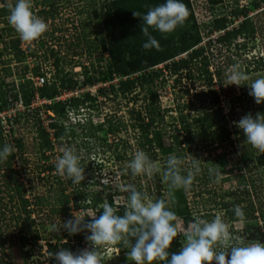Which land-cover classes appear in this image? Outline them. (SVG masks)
Listing matches in <instances>:
<instances>
[{"label": "rangeland", "instance_id": "1", "mask_svg": "<svg viewBox=\"0 0 264 264\" xmlns=\"http://www.w3.org/2000/svg\"><path fill=\"white\" fill-rule=\"evenodd\" d=\"M14 1L5 0L3 2L0 0V54L2 60L8 59V66L12 72L17 74L18 71L23 70L24 66L31 70L37 64L42 66L43 54L49 53V47L47 46L51 45L54 50L59 49L58 45H54L53 41H49L52 32L53 36L57 38L56 44H59L60 50L67 51L69 54L65 61L70 60L72 64H74L73 61L80 62V66L72 68L73 73L81 72L83 66L91 72L92 76L98 75L99 70H104L106 62L103 60L100 63L98 62V57L103 56L100 54L102 52V50H99L100 47L97 50H92L91 53H83V55H77L74 58H71V55L74 52L79 53V47L76 48L74 45V39L80 32L94 31L95 36L90 35L89 39L92 40L93 45L99 44V40L105 33L103 28L104 9L107 10L110 0H55L53 6L55 8L54 17L47 20L43 19L48 25L47 31L39 39L31 42L22 41L7 21L8 6L13 4ZM40 1L43 0H32V7L35 6L34 10L42 8ZM191 2L194 8V16L200 24L202 33L210 29L209 24L213 18L226 16L229 20L227 23L228 30L241 23L240 16L234 18L230 14L235 0H222V3L213 9L207 7L205 0H191ZM241 5L248 8V16L254 27L253 35L237 37L228 46L212 47V51H210L212 52V56H210L212 68H210V71L215 66H220L223 69L222 86L218 87L214 84L212 87L219 95L223 113L228 114L231 103L235 105L234 109L231 110L233 113L232 118L228 116L227 128L230 131L228 139H219L217 133L211 129L204 142L194 140L192 145L196 144L195 148L189 149L186 145H181L164 154L162 148L155 145L153 150L156 158L150 161L158 166L159 171H154L148 175L133 176L127 165L139 148L135 145L137 139H135L131 127L133 120L128 112L133 109L134 111L140 110L143 114V107L151 106L149 104L151 101L150 93L137 86L125 98H122V96L114 97L112 94L104 92V94L97 96V106L94 110L83 111V116L91 118L94 120L93 122H103L109 119L113 126L118 127L117 131L105 134L106 144L103 145H100V142L94 138L83 140L80 137L57 142L53 140L52 134L49 133L53 148L50 151H41L36 131V124L41 120L37 121L33 109L16 110L15 121L8 123V126L3 123L4 141L12 147L11 154L14 153L11 161V167L15 170L13 175L18 182H22L24 185V197L30 202L26 208L31 212L33 224L29 228L32 231L25 228L24 231L19 232L17 226L21 220L17 223L14 216L18 214L21 219L23 218V214L20 213V202L13 189L9 193L4 191L3 184L7 182L12 173L6 166L7 159L0 161V212L4 214L3 220L0 219L4 239L3 249L0 250L1 264H47V254L43 251L45 242L49 240V242L55 243L54 234L57 232L56 226L59 223L72 218V214L84 215L85 213L95 212L99 216L102 211H97V209L100 206L102 207L104 203H108L109 197L116 209V214L123 215L129 196V192L125 188L130 184L153 201L157 198V192L167 204L174 197L177 198L180 195L185 197L188 213L185 210L186 213L177 216V221H175L178 232L176 239L180 242V248L186 242L183 233L187 230V225L196 216L210 221L216 215H221L233 237L245 244L255 241L264 242V165H258L256 160V157L263 153L247 142L243 133L235 124L245 114L264 113V103L256 104L254 102V98L248 94L249 86L247 85H224L227 83L228 71L234 66L249 77V80L245 83H250L264 76V6L255 5L254 0H239L238 6ZM44 10L49 9L45 7ZM220 33L218 31L212 32L210 38H215ZM11 38H19L21 48H25L26 51L28 45L30 50L26 55L33 51L36 54L35 59L29 56L27 59L22 56L20 61L12 59L11 51L5 49ZM205 41L206 39L203 40V43ZM71 42L73 45H71ZM45 50L46 52L43 53ZM121 55H129V53L121 50ZM106 56L107 54L104 55V57ZM259 61L262 65L256 66V62ZM1 66L0 76L4 73ZM162 67L163 64H159L154 69ZM76 78H82L81 73L76 75ZM11 79H15V77L5 78L4 81L8 83ZM162 79L154 80V86L151 87L158 95V112L155 113L153 128L155 131H161V141L165 147H168L171 143L170 134L173 133V126L176 124L175 108L177 104L192 102L193 106L188 111L191 117L199 115L197 112L202 109L206 111L210 109L207 104L201 106L194 97L195 92L205 91L206 89L202 78L200 80L193 78L191 81L181 79L178 84L174 83L173 77H162ZM99 86L102 87V85H95V87L80 88H83V92L89 91L93 94ZM39 104L40 102H36L34 108L38 107ZM40 117L45 129L51 132L47 127V119L45 120L47 117L42 109L40 110ZM197 124L199 123L191 120V127L199 130L200 125ZM105 127H107L106 124ZM74 129L76 132H80L79 128ZM97 135L102 137L104 134L98 132ZM212 140H214V144L206 148L205 146L210 144ZM16 143L22 145L21 153L15 148ZM66 147L75 149L80 157V165L84 169L85 178L77 189L73 186L75 184L70 185L68 183L66 176H61L55 171L43 172V168L55 164L56 159L62 155ZM150 151H144L149 159L151 158ZM169 155H175L180 159L182 175H186L190 170L191 161L199 158L201 171L194 177L189 190L185 191L181 188L174 190L171 194L169 193V189H167L162 178V168ZM210 169L214 171L210 172ZM10 186H13V183ZM76 193L86 203L94 195H99L103 201L98 206L89 207L85 211L75 210L72 207L71 200ZM11 194L12 198L10 200L9 196ZM66 198L69 199L70 217H67L61 211L51 212V209H60ZM179 200L182 201L181 198ZM222 204L226 205L223 206ZM235 206H240L243 209L245 213L243 220L234 215ZM34 230L37 232L39 239L36 243L32 241L31 233ZM58 232L60 234L65 233L63 229ZM59 244L60 242L57 244L58 250L60 249ZM40 245L41 248L38 247ZM81 247L82 249L90 247L85 238L81 242ZM122 248L121 251L117 245L99 247L97 252L102 258V264H134V262L127 259L128 249ZM217 250L221 249L217 248ZM228 251L230 253L231 249L229 248ZM213 262L215 264V261ZM153 264H157V262H153Z\"/></svg>", "mask_w": 264, "mask_h": 264}, {"label": "trees", "instance_id": "2", "mask_svg": "<svg viewBox=\"0 0 264 264\" xmlns=\"http://www.w3.org/2000/svg\"><path fill=\"white\" fill-rule=\"evenodd\" d=\"M5 2V0H2ZM255 5H263L264 0H254ZM165 0H110L107 10L104 9L103 14V28L105 33L103 37L99 40V44L93 45L92 40L89 39L90 35H94V31L80 32V34L75 36V47H79V53L71 55L74 58L77 55H83V53H91L92 50H102L101 55L98 57V62L102 60L106 62L105 68L102 71H98V75L92 76L89 70L83 66L81 72H72V68L75 66H80V62L66 60L69 56L67 51L62 52L54 50L50 45L48 52L52 58V65L54 67V80L50 83H45L43 86L37 88L38 97L40 99L50 100L49 103L42 104L39 107L33 108L34 115L37 121L40 119V110L42 109L48 120L47 127L51 130L54 141H67L74 139L75 137H80L83 140L94 138L100 145L106 144L105 134H111L113 131H117L118 127L113 126L111 121L107 119L103 122H93L91 118L84 117L82 122H76L75 125L64 124L63 120L67 116V111L72 110L73 113L80 114V110H94L97 106V96L107 92L112 94L114 97L122 96V98L127 97L134 87H139L145 90V92L150 93V105L143 107V114L140 110L134 111L129 110V116L133 120L132 130L134 132V137L136 140L137 148L142 151H150V160L153 161L156 158L153 148H162L164 154L173 151L174 147H180L181 145H186L187 148H195L194 140L198 142H204L208 136L209 130L213 129L217 133L219 139H228L230 131L227 128L228 116L232 118L231 110L234 109V104H230V111L228 114L223 113L220 106V98L218 93L212 89L213 85L216 84L218 87L222 86L223 69L220 66H215L212 71V64L210 61V56H212V47H222L228 46L232 40L237 37H248L252 36L254 33V27L252 20L248 16V8L245 5L238 6L239 0H235L233 8L230 10L232 17H241V23L231 28L227 29L226 16H221L213 18L210 22V29L205 33L200 31V24L197 22L194 16V8L191 0H182L188 11V16L182 25L176 27L173 32L170 33H160L157 30L149 27V34L153 36L158 41V47H151L149 49H144L142 44L147 41V37L142 33L141 28L145 27L143 21L140 17L135 16L134 12L138 15L145 14L150 8L164 3ZM15 3V1H14ZM13 3V5H14ZM41 9L34 10L35 6L32 7L33 13L44 20L48 18H53L55 14V0H43L39 2ZM207 7L213 9L218 4L222 3V0H205ZM46 5V6H45ZM38 6V5H36ZM48 7L49 10H44ZM81 25V24H80ZM54 31V30H53ZM82 31V28H81ZM222 33L218 34L215 38H210L212 32ZM95 36V35H94ZM93 36V38H94ZM205 37V38H204ZM206 41L203 43V40ZM49 41L56 43L57 38L50 34ZM19 38H11L9 40L8 46L5 47L9 52L11 51L12 59L15 61H20V58L27 55L20 47ZM72 43V42H71ZM70 43V44H71ZM68 44V46H70ZM82 44H84L82 46ZM73 45V43L71 44ZM30 50L29 46L27 47ZM60 48V47H59ZM118 48V49H117ZM121 50L128 51L129 55H121ZM46 52V50H45ZM9 54V53H8ZM107 54L106 57L104 55ZM36 54L31 51L28 56H35ZM2 55L0 54V65H2L3 75L0 76V112L5 111L8 103L15 102L18 100L22 101L24 106H28L33 100V89L31 88L32 81L25 78V74L28 70L27 66H24L23 70L18 71L17 75L23 81H18L17 84L14 80L10 82H5V78H9L13 75L11 68L8 66V59L2 60ZM45 58V54H43ZM163 64L162 68H156V65ZM82 65V64H81ZM262 65L261 62H256V66ZM69 68H65V67ZM149 70V71H148ZM33 75H39L40 67L37 65L32 70ZM81 73L82 78L77 79L76 75ZM89 74V75H88ZM121 77L118 82L110 83L107 87H98L96 93H91L89 91L83 92L79 97H70L66 100H54L59 93L68 90H74L80 87H92L99 83L112 81L114 77ZM122 77H125L122 79ZM162 77L168 78L173 77L175 84L181 82V79H189L190 81L194 79H203L205 85V91L195 92L194 97L199 101L201 106L207 104L209 111L202 109L197 112L199 115L196 117H191L189 112L193 106L192 102H186L184 104L178 105L175 108V119L176 124L173 126V133L170 134L171 143L168 147H165L161 141V131H155L153 128V123L155 121V113L158 112V95L155 90L151 87L154 86V80L162 79ZM164 81V79H162ZM187 92V91H186ZM29 110V109H27ZM51 113L53 116H50ZM154 115V116H153ZM158 115V113H157ZM15 117L6 118V125L15 121ZM161 118V117H160ZM41 120V119H40ZM191 120L197 122L200 125L199 130L191 127ZM105 124L107 127L104 128ZM4 125L1 123L0 119V148H3L6 144L4 141ZM74 128H79L80 132H76ZM36 131L39 138L38 145L41 151H50L53 148V142L49 137V132L45 129L42 120L36 124ZM98 132H103L104 135L99 137ZM221 141V140H220ZM214 144V140L205 147H210ZM12 148V147H11ZM15 148L20 152L22 145L16 143ZM21 153V152H20ZM14 157V153L7 157L6 166L12 175L9 176L6 183H4V191L9 193L10 190H14L17 199L20 202V213L23 214L21 219L20 215L14 216L15 221L19 225L17 226L19 232L29 229L33 224V219L31 218V212L28 210L27 205L30 203L27 198L24 197V185L22 182H18L13 173L15 170L11 167V161ZM119 157V156H117ZM119 159V158H117ZM257 164L264 165V153L256 157ZM166 163L162 168V178L164 177V169ZM52 171L56 172L55 164L48 165L43 168V172L50 173ZM163 182L169 189V184L164 180ZM13 183V186H10ZM68 183L73 185L71 179L68 178ZM80 184V183H79ZM79 184L73 185L76 189L79 188ZM159 189V187H157ZM169 193H173V190H168ZM1 193V190H0ZM247 194V192H245ZM78 193L75 194L72 202V207L75 210H86L89 207H96L102 203L103 199L99 195H94L91 200L86 203L85 200L81 199ZM10 200L12 194L9 196ZM1 198V197H0ZM179 198L182 199L179 200ZM155 200H163L159 192H157V198ZM154 200V201H155ZM1 201V199H0ZM182 202V205H181ZM238 202V200H237ZM69 199L66 198L62 202V207L60 209H51V212L56 211L64 213L67 217H70L69 211L71 210L68 206ZM108 203L112 205L111 199L109 197ZM167 204V203H166ZM187 203L185 197L180 195V197L170 199L168 206L176 213L177 216L185 214L187 211ZM225 206L226 204H222ZM1 206V203H0ZM122 209L123 206H121ZM177 209V210H176ZM102 211L100 206L97 211ZM186 210V212H185ZM3 212H0V219L3 217ZM86 216V213L84 214ZM13 218V216H12ZM90 218L85 217V221ZM15 222V223H16ZM1 224V222H0ZM29 231H32L29 229ZM65 233H59L58 231L54 234L55 243L45 242V249L43 250L47 254V264H55L54 257H50V254L58 251L57 244L60 242V249H68L73 252H77L81 247V242L87 235L86 232H81L75 235H69L65 230ZM32 241L36 243L38 239L37 232L34 230L32 233ZM177 238V237H176ZM174 238L170 246V253L176 252L180 249V242ZM133 243H134V238ZM30 241V240H29ZM4 244L3 233L0 226V250L2 251ZM119 250H123L122 246L117 245ZM41 248L42 246H38ZM1 264V263H0ZM214 264V262H212Z\"/></svg>", "mask_w": 264, "mask_h": 264}, {"label": "clouds", "instance_id": "3", "mask_svg": "<svg viewBox=\"0 0 264 264\" xmlns=\"http://www.w3.org/2000/svg\"><path fill=\"white\" fill-rule=\"evenodd\" d=\"M8 8L7 21L22 41L37 40L47 31V23L32 11V0H15L14 5L10 4ZM134 15L140 17L145 25L141 31L147 41L142 47L149 49L158 47V41L149 34V27L160 33L173 32L184 23L188 11L182 0H165L142 16L135 12ZM226 79L225 86L247 85L248 94L254 98V102L264 103V76L245 83L249 77L234 66L228 71ZM235 124L247 142L264 153V113L245 114ZM11 151L9 145L0 149V161L6 160ZM180 165L181 161L177 156H168L163 178L168 182L170 190H189L194 177L201 171L199 158L191 161L186 175L181 174ZM127 167L133 176L159 171L158 166L142 150L135 152ZM55 169L57 174L71 179L73 184H79L85 178L80 157L72 147H66L56 159ZM125 190L129 192V196L123 215H117L113 206L104 203L99 216L95 212H89L86 216L72 214V218L56 226L57 231L63 229L69 235L86 232L85 240L90 247L77 252L61 248L50 254V257H54L55 264H102L97 249L107 245H119L128 249L127 259L134 264H212L213 261L215 264H264V242L245 244L233 237L221 215H216L210 221L196 216L183 233L186 242L178 251L170 253L172 241L178 235L176 213L165 201L151 200L134 185H127ZM234 215L241 220L245 218L240 206H235ZM85 217L90 219L85 221ZM217 248L221 250L218 251Z\"/></svg>", "mask_w": 264, "mask_h": 264}, {"label": "built area", "instance_id": "4", "mask_svg": "<svg viewBox=\"0 0 264 264\" xmlns=\"http://www.w3.org/2000/svg\"><path fill=\"white\" fill-rule=\"evenodd\" d=\"M219 32L222 33V31H219ZM54 45H58V47H60L59 44H56L55 42H54ZM20 47H21V43H20ZM27 47H28V45H27ZM21 49L25 52V54H27V52L29 51L28 48H27V51L25 50V48H21ZM59 51L62 52V54H63V51L60 50V48H59ZM43 53H45V51ZM27 57H28V55H27ZM27 57H26V59H27ZM29 57L32 58V59H35L34 56H29ZM50 57H51V55L49 53H46L45 54V58H43V65L41 66L40 64H37L40 67V73L41 74H39V75H33L31 69L28 68V70H27V72L25 74V78L24 79H28V80H31L32 81L31 88L33 89V96H34L33 97V100H32V102L28 106H24L22 104V101L21 100L8 103L5 111L0 112V119H1L2 125H3V123H6L5 116H6V118H9V119L10 118H13L14 116H16L15 115V111L16 110L33 109L34 108V104L36 102H40L39 106H41L42 104H45V103H49L50 102V100L40 99L38 97V93H37V88L38 87L43 86L45 83H50L51 81L54 80V78H53V75H54V67L52 65V58H50ZM12 77H15V79H11V80H14V83L15 84H17L18 81H20V82L23 81V79H21L17 75H15L14 72H13ZM124 78L125 77H122V79H124ZM119 79H121V77H117L116 76V77L113 78L112 81L99 83L97 85H102V87H104V86H107L110 83H116V82H118ZM92 87H95V85L92 86ZM99 87H101V86H99ZM83 91H84L83 88H80V89L77 88V89H74V90L63 91V92L59 93V95L56 96L54 98V100H66V99H68L70 97H79L83 93ZM94 93H96V90H95ZM49 114H50V116H53L51 113H49ZM83 114L84 113H83L82 110H80V114L73 113L72 110H69V111H67L66 118L62 119L63 120V123L65 122L64 124H68V125H72L73 126L78 121L79 122H82L84 120ZM40 119H41V117H40ZM46 119L47 118H45V120ZM49 121L50 120L47 119V124H48ZM92 121H94V120H92ZM5 126H7V125L5 124ZM49 133H51V132H49Z\"/></svg>", "mask_w": 264, "mask_h": 264}]
</instances>
